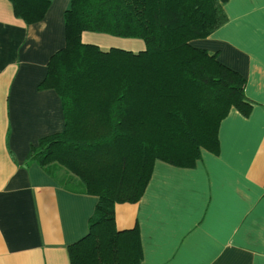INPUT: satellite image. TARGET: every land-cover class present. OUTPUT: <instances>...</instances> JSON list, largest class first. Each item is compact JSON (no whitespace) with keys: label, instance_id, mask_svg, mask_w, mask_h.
<instances>
[{"label":"crops","instance_id":"0c3cea01","mask_svg":"<svg viewBox=\"0 0 264 264\" xmlns=\"http://www.w3.org/2000/svg\"><path fill=\"white\" fill-rule=\"evenodd\" d=\"M69 1L51 0L26 24L0 0V264H70L68 246L87 234L98 200L62 168L51 176L24 163L31 145L64 128L59 96L38 84L65 44ZM224 9L227 22L192 44L244 76L252 110L230 109L218 154L201 149L191 168L156 160L140 199L115 204L117 229L138 228L139 264H264V0Z\"/></svg>","mask_w":264,"mask_h":264},{"label":"trees","instance_id":"16d2710c","mask_svg":"<svg viewBox=\"0 0 264 264\" xmlns=\"http://www.w3.org/2000/svg\"><path fill=\"white\" fill-rule=\"evenodd\" d=\"M9 1L26 24L42 20L51 4ZM226 2L69 1L65 44L38 84L59 96L64 128L31 145L24 163L51 176L62 168L77 191L98 198L87 234L68 246L70 264H139L138 228L117 229L115 204L140 199L156 160L191 168L201 149L218 154V128L230 109L250 115L244 76L192 44L227 22ZM85 32L138 38L144 48L104 49L84 41Z\"/></svg>","mask_w":264,"mask_h":264},{"label":"rangeland","instance_id":"374dc122","mask_svg":"<svg viewBox=\"0 0 264 264\" xmlns=\"http://www.w3.org/2000/svg\"><path fill=\"white\" fill-rule=\"evenodd\" d=\"M84 41L100 45L102 48L118 46L127 49L139 51L144 48V43L138 38L114 37L104 33L86 32L83 37Z\"/></svg>","mask_w":264,"mask_h":264}]
</instances>
